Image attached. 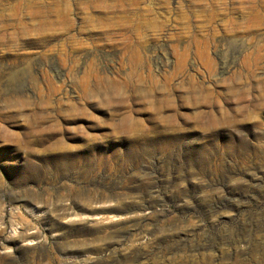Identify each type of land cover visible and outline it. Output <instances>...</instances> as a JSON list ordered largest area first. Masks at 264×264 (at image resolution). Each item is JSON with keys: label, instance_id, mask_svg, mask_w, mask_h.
I'll use <instances>...</instances> for the list:
<instances>
[{"label": "rangeland", "instance_id": "rangeland-1", "mask_svg": "<svg viewBox=\"0 0 264 264\" xmlns=\"http://www.w3.org/2000/svg\"><path fill=\"white\" fill-rule=\"evenodd\" d=\"M175 252L264 264V0H0V264Z\"/></svg>", "mask_w": 264, "mask_h": 264}, {"label": "bare ground", "instance_id": "bare-ground-1", "mask_svg": "<svg viewBox=\"0 0 264 264\" xmlns=\"http://www.w3.org/2000/svg\"><path fill=\"white\" fill-rule=\"evenodd\" d=\"M181 253V252H180ZM188 254V253H187ZM186 254V255H187ZM201 254V253H200ZM197 255V254H196ZM194 256V257H196L195 259L193 258V262L191 263V264H212V260H210V258H209V256H207L206 254H205V256H203V255H198V256ZM171 256L172 257H174L173 259H172V264H190V263H187L188 262V258L187 259H185V260H187V262L186 261H184L183 259H179V254L178 253H173V254H171ZM182 256V255H181ZM190 256V255H189ZM188 257V256H187ZM211 257V256H210ZM182 258H184V257H182ZM136 259H139V258H136ZM53 260V259H52ZM183 260V261H182ZM191 261V260H190ZM140 264H144V262L143 263H140ZM155 264V263H154ZM245 264V263H244Z\"/></svg>", "mask_w": 264, "mask_h": 264}]
</instances>
